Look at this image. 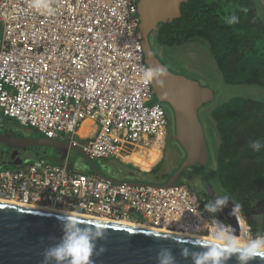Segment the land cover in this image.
<instances>
[{
    "label": "built area",
    "instance_id": "1",
    "mask_svg": "<svg viewBox=\"0 0 264 264\" xmlns=\"http://www.w3.org/2000/svg\"><path fill=\"white\" fill-rule=\"evenodd\" d=\"M0 0V118L67 141L94 159L126 162L168 135L146 62L139 0ZM85 135L81 134L83 127ZM111 180L37 157L0 168V201L211 236L205 198L185 183ZM232 208V205H231ZM218 219L230 224L227 219ZM253 232L242 211L239 236Z\"/></svg>",
    "mask_w": 264,
    "mask_h": 264
},
{
    "label": "water",
    "instance_id": "2",
    "mask_svg": "<svg viewBox=\"0 0 264 264\" xmlns=\"http://www.w3.org/2000/svg\"><path fill=\"white\" fill-rule=\"evenodd\" d=\"M183 1L185 0H139L138 2L139 30L146 62L150 68L163 67L168 73L162 86L155 79L153 80L155 96L157 101L166 104L172 112L173 139L184 154L179 166L163 183L168 186L178 184L184 172L191 167L200 166L205 170L208 168L210 147L200 110L212 103L216 97L210 87L183 72L175 71L163 61L151 39L152 33L156 32L157 27L166 17L179 13ZM261 3L264 8V0H261ZM11 149L15 150L13 157L19 155L16 159L9 160L7 165L21 166L31 158L43 156L66 162L70 171L76 168L90 169L105 178L119 180L97 167L96 159L88 156L80 147L73 146L67 141L44 137L39 132L30 134L24 128L0 122L2 159L7 157ZM28 150L32 156L29 154L24 156ZM75 152L76 156L72 157ZM108 168H114L118 173L117 165L112 164ZM131 174L126 172V179L130 180L134 177ZM216 195L219 194L210 189L209 200ZM231 205L230 201L228 207L218 215L227 219L239 236V224L235 217L229 215ZM64 214L65 212L0 201V264H42L44 250L58 243L63 234L60 217ZM78 216L82 224L100 221L105 225L106 238L97 243L98 248L102 246L106 251L92 257L94 264H156L157 252L165 247L172 249L178 264H191L190 259L185 260L180 256V248L183 245L178 244L177 240H189L193 243L206 240L117 221ZM187 246L192 247V244ZM193 250L202 249L197 247ZM227 264H237V262L233 258ZM251 264H264V255L257 256Z\"/></svg>",
    "mask_w": 264,
    "mask_h": 264
},
{
    "label": "trees",
    "instance_id": "3",
    "mask_svg": "<svg viewBox=\"0 0 264 264\" xmlns=\"http://www.w3.org/2000/svg\"><path fill=\"white\" fill-rule=\"evenodd\" d=\"M233 15L238 17V23L229 24ZM151 39L158 53L160 47L168 53L170 48L192 42L204 44L226 83L264 87L261 0H185L179 13L166 17ZM161 58L168 63L171 57L167 54ZM166 111L173 124L172 112L168 108ZM204 118L210 161L202 171L219 185L222 193L242 204L245 213V204L264 197V148L254 152L249 147L252 140L264 142V102L236 96L212 108ZM172 147V152L178 154L177 147ZM10 166L13 165L0 168ZM160 168L162 162L155 165L153 172ZM175 169L164 170L153 178L155 183H164ZM180 183L199 192L187 181Z\"/></svg>",
    "mask_w": 264,
    "mask_h": 264
},
{
    "label": "clouds",
    "instance_id": "4",
    "mask_svg": "<svg viewBox=\"0 0 264 264\" xmlns=\"http://www.w3.org/2000/svg\"><path fill=\"white\" fill-rule=\"evenodd\" d=\"M30 7L46 13H52L54 9L43 0H30ZM229 24L238 23V17L233 15ZM167 70L163 67L148 68L142 73L145 83L154 79L159 85L164 84L167 77ZM249 147L254 152H260L264 148V142L252 140ZM232 202L229 215L235 217L240 224L242 214V204L232 200L228 195H216L204 205V211L211 214L214 227L211 238L199 243L189 240H177L181 244L180 256L191 260V264H227L235 258L237 264H251L257 257L264 255V234H257L253 238H248L247 232L241 227L243 235L237 236L236 229L218 219L217 214L228 207ZM62 225V236L59 242L46 248L43 252L42 264H94L92 257L95 254L106 251L102 246L98 248V241L106 238V230L103 222L97 221L91 224H82L80 217L72 211L65 212L60 217ZM192 244V247H188ZM199 247L200 251H194ZM156 264H178L177 257L171 248H161L155 257Z\"/></svg>",
    "mask_w": 264,
    "mask_h": 264
},
{
    "label": "rangeland",
    "instance_id": "5",
    "mask_svg": "<svg viewBox=\"0 0 264 264\" xmlns=\"http://www.w3.org/2000/svg\"><path fill=\"white\" fill-rule=\"evenodd\" d=\"M164 51L165 50L162 49V47L159 48V53L162 56H167L168 54V56L171 57L170 59L168 58V64L172 69L180 70L187 76L199 80L201 84L210 87L214 91L216 95L215 100L212 103L206 105V106L211 105L210 106L211 109L236 96L247 97L264 102V87L255 86V85L226 83L223 79L220 70L217 68V65L215 64V62H212L211 55L207 50L206 45L199 44L197 42H192L189 44L170 48L168 49V53L167 52L165 53ZM163 106L165 108H168L166 104H163ZM203 111L204 110H202V112ZM200 115L205 123V118L202 116V114ZM13 125L16 126L17 124L14 123ZM29 129L31 131L29 132L30 134L38 133L34 129L31 128ZM173 135H174V131L170 135L168 142H166V138H165L164 142L161 145L154 147L150 145L142 146L138 149V153L140 154V156H142L141 159L145 160L144 164L146 166L144 167L135 163L134 160L130 161L129 157L127 158L129 160H127L125 163L121 162L119 159L114 157L100 158V159H96V165L101 170H104L107 174H109L111 177L115 179H123V178L126 179V172H129V170H134L137 173L131 174L134 177L130 178V180H134V181L147 180V181L156 182L157 180L153 178L161 175L164 172V170H169L170 168L175 166L184 157L183 151L180 148V146L176 143V141L173 139ZM172 145L177 147L178 154H173ZM133 154L136 155V152ZM75 156L76 154L74 153L72 157ZM160 162H162V168H160L157 172L154 173L153 168L155 167V165H157ZM112 164H115L119 167L118 173L114 168L111 169L108 168ZM10 167L13 168L15 166H10ZM122 168L127 169L128 171L122 170ZM198 170L200 171V168H198ZM182 181H185V179L184 178L183 180L179 179L178 182L180 183ZM208 201L209 198L207 196L205 198L204 205Z\"/></svg>",
    "mask_w": 264,
    "mask_h": 264
},
{
    "label": "flooded vegetation",
    "instance_id": "6",
    "mask_svg": "<svg viewBox=\"0 0 264 264\" xmlns=\"http://www.w3.org/2000/svg\"><path fill=\"white\" fill-rule=\"evenodd\" d=\"M160 56H162V55L160 54ZM0 120L4 123H7V124L9 121V119L4 118V117L0 118ZM172 133H173V124L169 123V130H168V135L166 137V142H168L169 137ZM14 151H15L14 149H11L10 153L4 159H2V156L0 155V167L7 165V162L9 160H14L18 157L19 154H16L15 157L12 156ZM173 151H174V149H173ZM173 153L175 154V152H173ZM28 154L32 156V153L29 150L24 154V156L28 155ZM75 154H76V152H75ZM20 155H22V152L20 153ZM182 159L175 166L170 168L168 171H170L174 167L177 168L179 166V164L181 163ZM115 162H117V161H115ZM191 168L187 169L184 172L183 178L191 186L197 188L198 191L201 194H203V196L207 197L210 189H213L216 194L225 195L224 193H222L220 191L219 185H217V184H215V182L211 181L209 176L204 175V173L202 171V167L194 166ZM198 168H200V171L198 170ZM122 170H127V169L122 168ZM129 172L132 174L137 173L134 170H129ZM183 178H180V179L183 180ZM245 212H246L247 218L250 222L253 234L254 235H257L258 233L264 234V197L257 199L254 202H249V203L245 204Z\"/></svg>",
    "mask_w": 264,
    "mask_h": 264
},
{
    "label": "crops",
    "instance_id": "7",
    "mask_svg": "<svg viewBox=\"0 0 264 264\" xmlns=\"http://www.w3.org/2000/svg\"><path fill=\"white\" fill-rule=\"evenodd\" d=\"M211 105H209V106H205V107H203V108H201V110H200V114H202L204 117H207V115H208V112H210V110H211V107H210ZM209 107V108H208ZM202 110H204L203 112H202ZM4 118H6V117H4ZM8 119V118H7ZM2 122V121H1ZM17 124L18 126H19V124L17 123V122H14V120H12V119H9V121H8V124H11V125H13V124ZM16 125V126H17ZM20 127V126H19ZM21 128H24L28 133L29 132H31L30 131V129L29 128H25V127H21ZM86 132H87V128L84 126L82 129H81V134L82 135H85L86 134ZM142 158V156H140V154L138 153V152H136V155H134V154H132L130 157H129V159H130V161H133L134 160V162L135 163H137L138 165H140V166H146L144 163H145V160L143 159H141ZM51 161L52 162H55V163H58V164H63V163H66V162H61L60 160H54V159H51ZM74 171H78V172H85V173H89V172H91V170L90 169H80V168H76ZM87 171H89V172H87Z\"/></svg>",
    "mask_w": 264,
    "mask_h": 264
},
{
    "label": "bare ground",
    "instance_id": "8",
    "mask_svg": "<svg viewBox=\"0 0 264 264\" xmlns=\"http://www.w3.org/2000/svg\"><path fill=\"white\" fill-rule=\"evenodd\" d=\"M38 208H41V207H38ZM42 209H45V208H42ZM47 210H51V209H47ZM52 211H55V210H52ZM88 217V216H87ZM89 217H92V216H89ZM92 218H98V219H103V218H100V217H92ZM103 220H106V219H103ZM121 223H125V224H130V225H135V226H140V227H145V228H150L146 225H142V224H135V223H131V222H127V221H121ZM187 235H190V233H186ZM192 236H196V237H201V238H205V239H210L211 236H199V235H192Z\"/></svg>",
    "mask_w": 264,
    "mask_h": 264
}]
</instances>
